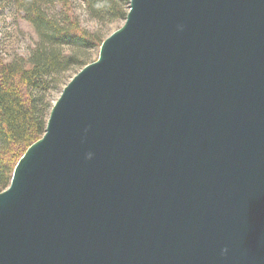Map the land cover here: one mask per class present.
<instances>
[{
  "label": "water",
  "instance_id": "water-1",
  "mask_svg": "<svg viewBox=\"0 0 264 264\" xmlns=\"http://www.w3.org/2000/svg\"><path fill=\"white\" fill-rule=\"evenodd\" d=\"M0 264H264V0H129L0 191Z\"/></svg>",
  "mask_w": 264,
  "mask_h": 264
},
{
  "label": "trees",
  "instance_id": "trees-1",
  "mask_svg": "<svg viewBox=\"0 0 264 264\" xmlns=\"http://www.w3.org/2000/svg\"><path fill=\"white\" fill-rule=\"evenodd\" d=\"M1 2L20 14L35 37L25 56L0 57V191L8 186L27 146L43 134L53 104L46 98L53 85L62 73L86 64L80 60L85 52L96 49L97 55L104 39L97 28L114 20L123 22L129 0ZM76 2L94 24L92 30L80 23Z\"/></svg>",
  "mask_w": 264,
  "mask_h": 264
},
{
  "label": "rangeland",
  "instance_id": "rangeland-1",
  "mask_svg": "<svg viewBox=\"0 0 264 264\" xmlns=\"http://www.w3.org/2000/svg\"><path fill=\"white\" fill-rule=\"evenodd\" d=\"M1 1L2 0H0V57L8 60L13 55L25 56L35 37L32 27L21 18L19 13L13 11L12 8L6 6ZM75 6L76 13L79 16L82 26L87 27L88 30L95 28L94 24L86 19L82 10V5L76 2ZM122 23L121 20H114L111 23L99 26L97 32L100 37L105 38L120 27ZM96 58V49H90L80 57V60L87 64L94 61ZM77 69L78 68H72L60 75L57 82L53 85V89L48 93L46 103L54 102L57 99L61 92L60 88L78 72Z\"/></svg>",
  "mask_w": 264,
  "mask_h": 264
},
{
  "label": "clouds",
  "instance_id": "clouds-1",
  "mask_svg": "<svg viewBox=\"0 0 264 264\" xmlns=\"http://www.w3.org/2000/svg\"><path fill=\"white\" fill-rule=\"evenodd\" d=\"M91 156H92L91 153H88V154H87V158H91ZM225 251H226V249H222V252H225Z\"/></svg>",
  "mask_w": 264,
  "mask_h": 264
}]
</instances>
